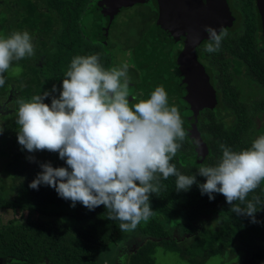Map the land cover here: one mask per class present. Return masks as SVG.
Here are the masks:
<instances>
[{"label": "trees", "instance_id": "16d2710c", "mask_svg": "<svg viewBox=\"0 0 264 264\" xmlns=\"http://www.w3.org/2000/svg\"><path fill=\"white\" fill-rule=\"evenodd\" d=\"M101 1L8 0L0 9H5L6 16L0 21V38L27 31L35 49L33 56L13 62L12 67L21 71L16 76L5 73V85L0 87V156L13 155L15 160L9 165V183L0 177V264H100L99 250L117 244L126 233L119 230V220L108 219L103 205L91 211L80 202L72 207L70 200L59 197L50 186L30 188L42 171L41 163L67 165L58 153L44 150L36 169H29L27 157L39 151L28 153L17 140L20 103L50 91L53 85L60 90L76 56L99 54V63L106 70L126 63L131 77L129 106L150 98L154 90L147 35L159 18L158 0H147L120 12L108 33L100 21ZM233 2L236 25L227 31L218 52H206L214 60L210 73L219 99L216 107L202 109L198 117V130L209 146V155L200 158L188 127L183 125L187 136L170 163L184 175H195L202 166H216L223 154L221 144L240 152L264 135L260 13L256 0ZM92 28L103 33V38L108 37L107 43L117 34L129 59L117 64L111 57L116 44L97 42ZM53 95L58 96L59 91ZM44 102L50 105L51 98ZM196 179L199 183L206 181L199 175ZM214 196L210 200L207 194L202 195L197 184L178 192L175 176L167 180L161 176L160 191L150 196L153 213L136 228L147 240L128 254L124 264H159L156 259L160 248L189 264H205L211 258H219L220 264L228 260L232 264H264V205L256 206L257 222L253 223L250 217L233 213L222 194ZM253 197L264 204V180L246 201ZM234 204L246 207L239 201Z\"/></svg>", "mask_w": 264, "mask_h": 264}, {"label": "clouds", "instance_id": "9594fccd", "mask_svg": "<svg viewBox=\"0 0 264 264\" xmlns=\"http://www.w3.org/2000/svg\"><path fill=\"white\" fill-rule=\"evenodd\" d=\"M204 30L208 34L204 51L218 52L227 29L221 27L217 32L206 26ZM34 54L27 31L0 38V87L14 61ZM12 70L18 73L20 68ZM65 76L60 90L53 85L18 107L17 140L22 149L58 153L67 165L41 163L42 171L30 188L50 186L59 197L70 200L72 207L80 202L91 211L103 205L109 220L120 221L121 232H131L151 217L150 196L160 191V177L175 176L176 191H188L197 184L202 195L214 200V194H222L233 213L257 222L256 206L264 204L259 197L252 201L246 197L264 180V135L240 152L221 144L223 154L216 166H202L195 175H184L170 161L187 132L178 106H169L163 86L130 107L128 65L106 70L99 54L74 57ZM57 91L59 95H53ZM47 98H51L50 105L44 102ZM27 159L35 162L34 156ZM196 175L206 181L199 183ZM119 259L124 264L126 254Z\"/></svg>", "mask_w": 264, "mask_h": 264}, {"label": "water", "instance_id": "95a60500", "mask_svg": "<svg viewBox=\"0 0 264 264\" xmlns=\"http://www.w3.org/2000/svg\"><path fill=\"white\" fill-rule=\"evenodd\" d=\"M264 30V0H256ZM147 0H102L100 21L109 32L116 16L124 8ZM159 18L147 35L150 52V81L153 90L163 86L169 106H178L183 125L196 143L201 159L209 155V146L198 130L199 113L214 108L219 99L210 76L199 62L195 49L205 41L210 26L219 32L231 29L236 15L229 0H158Z\"/></svg>", "mask_w": 264, "mask_h": 264}, {"label": "rangeland", "instance_id": "374dc122", "mask_svg": "<svg viewBox=\"0 0 264 264\" xmlns=\"http://www.w3.org/2000/svg\"><path fill=\"white\" fill-rule=\"evenodd\" d=\"M2 1L3 0H0V9L4 8V5L7 3L8 0H5L3 3ZM8 14L11 15L13 14V12L9 11ZM5 17L6 16H5V9H4L3 12L0 11V21H3ZM122 18L123 16H121V19ZM91 33L92 35L93 34L95 35L97 42L107 43L108 37L103 38V33L97 31V29L93 30L92 28ZM113 42L116 44L115 51L111 55L114 61H116L117 64H121V62H125L126 60H128L129 55H127V50H125L124 48L125 46L122 45L123 42L119 39V36L117 34L116 36L112 38L111 41H108L107 44H110ZM129 54L131 53L129 52ZM15 68L17 67H14V68L12 67V69H15ZM12 69H10L7 72V74L16 76L21 71V68H20V71L16 73ZM8 142H10V138ZM32 156L35 157V162H30L28 160V164L30 166L29 169H36V165H38L39 158L42 157L43 154L41 153V151H39L36 155L32 154ZM13 162H15L13 155L0 156V177H4L6 178V180L7 179L9 180V176L11 178L12 168L9 165L10 163H12L13 165ZM22 163L24 164L23 160H22ZM146 240H147V237H145L141 233H138L136 229L131 232H126L123 238H121L117 244H113V245L104 247L101 250H99V263L100 264H121V261L119 259L121 256H124L126 254V257H127L130 252L136 251L141 245L144 244ZM156 261L159 264H189L187 260L182 259L178 255H174L172 253L165 254L163 251H161V248L159 249V252L157 254ZM231 262L228 260L225 264H232ZM205 264H220V260L219 258H211Z\"/></svg>", "mask_w": 264, "mask_h": 264}, {"label": "flooded vegetation", "instance_id": "af4514ba", "mask_svg": "<svg viewBox=\"0 0 264 264\" xmlns=\"http://www.w3.org/2000/svg\"><path fill=\"white\" fill-rule=\"evenodd\" d=\"M234 0H229V2H230V6H231V9L234 11V7H233V4H234V2H233ZM136 6V5H135ZM132 7H134V6H132ZM131 8V7H130ZM125 9H128V8H124L123 10H121V12L122 11H124ZM235 13V12H234ZM260 13V12H259ZM236 15V14H235ZM236 18H237V16H236ZM260 18V17H259ZM237 21H238V19L236 20V23H237ZM260 24H261V32H262V37H263V41H264V30H263V23L261 22V20H260ZM236 25V24H235ZM231 31L232 30V28L231 29H228L227 31ZM207 41H205V42H203L202 44H200L196 49H195V51H196V55H197V57H198V60H199V62L204 66V68L206 69V71L208 72V74H209V76H210V79H211V83H213L212 82V75H211V70H210V68H212V69H214V67H213V65L211 64V61H214L211 57H210V55H208L205 51H203V47H204V44L206 43ZM218 60V59H217ZM229 71L232 73V62H231V65L229 66Z\"/></svg>", "mask_w": 264, "mask_h": 264}, {"label": "bare ground", "instance_id": "6f19581e", "mask_svg": "<svg viewBox=\"0 0 264 264\" xmlns=\"http://www.w3.org/2000/svg\"><path fill=\"white\" fill-rule=\"evenodd\" d=\"M135 6V5H134Z\"/></svg>", "mask_w": 264, "mask_h": 264}]
</instances>
